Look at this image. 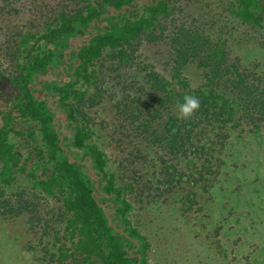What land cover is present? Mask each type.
I'll list each match as a JSON object with an SVG mask.
<instances>
[{
	"label": "rangeland",
	"instance_id": "obj_1",
	"mask_svg": "<svg viewBox=\"0 0 264 264\" xmlns=\"http://www.w3.org/2000/svg\"><path fill=\"white\" fill-rule=\"evenodd\" d=\"M100 1L0 0V112L11 107L9 76L18 59L47 25ZM165 1L170 10L158 18L153 38L143 34L123 57L107 49L89 67L94 82L77 86L86 93L77 107L132 203L128 217L150 242V264H264V120L210 125L196 138L204 150L174 152L165 128L174 111L158 105L164 92L149 78L152 71L176 93L182 87L174 75L173 37L184 28L223 45L229 62L264 88V19L262 27L242 22L233 0ZM28 34L36 37L24 46ZM206 71L190 59L180 72L198 89L208 82ZM31 125L15 120L11 134L25 170L1 196L14 213L0 208V264H57L60 248L71 247L60 197L33 186L31 174L43 177L45 170L29 138Z\"/></svg>",
	"mask_w": 264,
	"mask_h": 264
},
{
	"label": "trees",
	"instance_id": "obj_2",
	"mask_svg": "<svg viewBox=\"0 0 264 264\" xmlns=\"http://www.w3.org/2000/svg\"><path fill=\"white\" fill-rule=\"evenodd\" d=\"M233 2L242 22L263 26L264 0ZM169 10L165 0L88 3L75 14L48 24L18 59L17 71L9 76L11 107L0 112V208L14 213L11 202L2 197L16 172L25 170L22 153L11 141L14 121L20 119L32 124L29 138L35 142L45 170L43 177L31 174L34 188L62 201L61 216L71 247L60 248L57 264H150V242L128 217L132 203L109 171L106 153L91 141L89 125L77 107L86 93L77 86L93 84L89 67L105 50L123 57L125 47L143 34L153 38L159 28L158 18ZM35 37L28 34L23 45ZM173 47L177 56L174 75L182 86L179 91L175 92L172 82L149 72V78L164 92L158 105L168 103L169 112L174 111L165 124L172 151L186 153L193 146L204 150L205 145L196 138L208 132L210 125L227 128L242 117L264 120L261 81L230 63L223 45L180 28L173 37ZM190 59L207 69L204 88L192 89L181 77V67ZM220 83L224 88L218 89ZM186 94L197 97L201 106L191 119H179L177 102L182 103Z\"/></svg>",
	"mask_w": 264,
	"mask_h": 264
},
{
	"label": "clouds",
	"instance_id": "obj_3",
	"mask_svg": "<svg viewBox=\"0 0 264 264\" xmlns=\"http://www.w3.org/2000/svg\"><path fill=\"white\" fill-rule=\"evenodd\" d=\"M200 100L193 95H185L183 102H177L178 118L191 119L200 108Z\"/></svg>",
	"mask_w": 264,
	"mask_h": 264
}]
</instances>
